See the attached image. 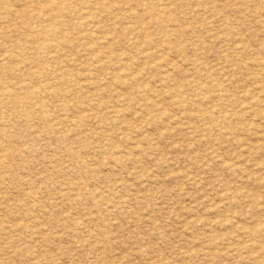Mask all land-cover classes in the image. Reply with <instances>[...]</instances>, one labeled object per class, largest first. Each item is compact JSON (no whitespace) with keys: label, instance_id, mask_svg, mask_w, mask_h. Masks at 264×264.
I'll return each mask as SVG.
<instances>
[{"label":"rangeland","instance_id":"374dc122","mask_svg":"<svg viewBox=\"0 0 264 264\" xmlns=\"http://www.w3.org/2000/svg\"><path fill=\"white\" fill-rule=\"evenodd\" d=\"M0 4V264H264V0Z\"/></svg>","mask_w":264,"mask_h":264},{"label":"bare ground","instance_id":"6f19581e","mask_svg":"<svg viewBox=\"0 0 264 264\" xmlns=\"http://www.w3.org/2000/svg\"><path fill=\"white\" fill-rule=\"evenodd\" d=\"M34 1H35V0H34ZM40 1H41V0H40ZM55 1H56V0H55ZM36 2H37V1H36ZM37 3H38V2H37ZM37 3H34V5H35V4H36V5L40 4V2H39L38 4H37ZM43 3H44V2H43ZM45 3H46V1H45ZM64 3H65V2H64ZM58 4H59V2H58ZM0 5H1V4H0ZM50 5H51V4H50ZM54 5H55V4H54ZM65 5H66V3H65ZM57 6H58V5H57ZM34 7H35V6H34ZM42 7H43V6H42ZM45 7H46V6H45ZM48 7H49V6H48ZM65 8H66V7H65ZM65 8H64V9H65ZM1 9H2V8H1ZM7 9H8V8H7ZM30 9H32V8H30ZM50 9H51V8H49V10H50ZM11 10H12V9H11ZM32 10H33V9H32ZM59 10H60V8H59ZM0 11H1V10H0ZM8 11H9V10H8ZM29 11H30V10H29ZM29 11H28V12H29ZM6 12H7V11H6ZM6 12H5V13H6ZM9 12H10V11H9ZM14 12H15V11H14ZM11 13H12V12H11ZM11 13H10V14H11ZM54 13H55V12H54ZM57 13H58V12H57ZM1 14H2V13H1ZM1 14H0V15H1ZM3 14H4V13H3ZM6 14H7V13H6ZM13 14H14V13H13ZM4 15H5V14H4ZM54 15H55V14H53L52 16H54ZM55 16H56V15H55ZM58 16H59V15H58ZM60 16H61V15H60ZM5 17H6V16H5ZM56 17H57V16H56ZM56 17H55V18H56ZM7 19H8V18H7ZM4 20H6V19H4ZM6 21H7V20H6ZM29 27L31 28L32 26H29ZM40 29H41V28H40ZM49 30H50V29H49ZM47 32H50V31L47 30ZM47 32H46V33H47ZM41 36H42V35H41ZM44 38H45V37H44ZM44 38H43V39H44ZM42 45H44V44H42ZM51 45H52V44H51ZM48 47H49V46H48ZM52 47H53V46H52ZM260 92H261V91H260ZM33 93H35V92H33ZM255 100H256V99H255ZM261 103H263V102H261ZM21 106H22V105H21ZM248 106H249V105H248ZM22 107H23V106H22ZM258 107H259V106H258ZM248 109H249V108H248ZM255 111H256V110H255ZM249 114H250V113H249ZM263 117H264V116H263ZM253 122H254V121H253ZM257 163H258V162H257ZM0 167H1V166H0Z\"/></svg>","mask_w":264,"mask_h":264}]
</instances>
